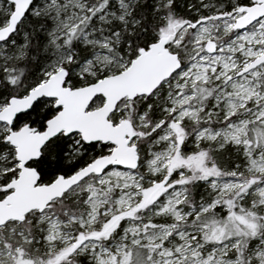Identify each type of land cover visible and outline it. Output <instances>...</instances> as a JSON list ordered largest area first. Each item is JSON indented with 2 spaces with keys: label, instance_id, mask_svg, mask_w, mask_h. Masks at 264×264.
<instances>
[{
  "label": "snow or ice",
  "instance_id": "snow-or-ice-1",
  "mask_svg": "<svg viewBox=\"0 0 264 264\" xmlns=\"http://www.w3.org/2000/svg\"><path fill=\"white\" fill-rule=\"evenodd\" d=\"M0 264H264V0H0Z\"/></svg>",
  "mask_w": 264,
  "mask_h": 264
}]
</instances>
